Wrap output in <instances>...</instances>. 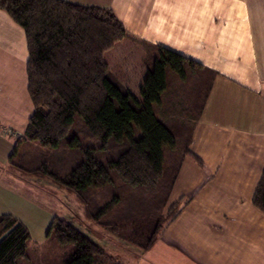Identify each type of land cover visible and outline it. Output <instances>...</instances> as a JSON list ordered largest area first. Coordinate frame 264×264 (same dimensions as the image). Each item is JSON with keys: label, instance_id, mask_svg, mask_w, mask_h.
<instances>
[{"label": "trees", "instance_id": "1", "mask_svg": "<svg viewBox=\"0 0 264 264\" xmlns=\"http://www.w3.org/2000/svg\"><path fill=\"white\" fill-rule=\"evenodd\" d=\"M0 10L25 33L33 105L7 164L63 189L103 228H109L103 221L109 212L114 226L120 223L113 208L134 201L137 212L122 216L131 226L127 240L149 249L177 215L178 203L167 209V202L182 159L188 155L201 163L188 146L218 73L168 48L144 44V75L135 96L119 84L105 57L129 37L110 9L65 0H0ZM170 77L180 88L197 78L189 86L195 87L188 94L195 109L191 123L168 122L172 117L163 102ZM172 95L167 103H182L181 92ZM185 109L190 116L192 110ZM179 125L187 128L184 137ZM152 202L158 213L153 214ZM252 203L264 213V167ZM162 206L166 215L160 214ZM143 222L147 235L137 233ZM29 237L19 219L1 213L0 264H123L61 218H53L42 244L30 245Z\"/></svg>", "mask_w": 264, "mask_h": 264}, {"label": "crops", "instance_id": "2", "mask_svg": "<svg viewBox=\"0 0 264 264\" xmlns=\"http://www.w3.org/2000/svg\"><path fill=\"white\" fill-rule=\"evenodd\" d=\"M65 1L110 9L129 35L119 42L162 46L218 73L188 146L201 163L182 159L167 202V209L178 203L177 215L132 264H264V213L252 203L264 167V0ZM27 60L23 29L0 10V137L21 136L33 112ZM113 76L127 88L128 81ZM6 175L0 182H9ZM26 196L19 203L24 212L57 206L48 191ZM1 213L30 231L14 210Z\"/></svg>", "mask_w": 264, "mask_h": 264}, {"label": "rangeland", "instance_id": "3", "mask_svg": "<svg viewBox=\"0 0 264 264\" xmlns=\"http://www.w3.org/2000/svg\"><path fill=\"white\" fill-rule=\"evenodd\" d=\"M118 43H116L117 46H114L112 50L105 52V57L110 64V71L113 75L118 76L119 79H124V82L128 81L127 83H125V85L129 89V91L138 95L137 80L139 79V76L141 74V67L144 66L142 59L144 58L143 50L145 46L143 44L138 45L137 42L132 43L129 39L127 41ZM133 48H136V51H133ZM129 49L131 50V52H125ZM121 52L123 56H120ZM143 70L144 68L142 69V71ZM196 79L197 78H189L186 83L182 84L184 86L183 88H180L178 86V81H175L174 77H170L168 79V88L167 92L165 93L167 99H164L163 105L166 110H169V114L172 117V120L168 121L170 125L172 123L177 127L179 122H176L175 120H180L181 123H191V116L194 114L192 117H195L194 105L192 103H189L190 98L188 94L191 95V91L194 90L195 87L192 89L191 87L192 85H196ZM190 85L191 87H189ZM175 90L181 92V96L179 97L182 103H167V100L170 99V96L173 97L172 94L173 92H175ZM185 107H189L190 110H192L190 116L189 112H187L189 109L186 110ZM184 118H187L188 121H185ZM179 127L180 133L182 132L184 137L187 128L183 127L182 125H179ZM14 139L0 137V173H7L8 175L6 176L10 177L9 182L5 181L7 179H4L0 182V207L6 206L1 208L0 212H6L11 209L16 212L17 217L22 219L25 218L30 230V245L31 243H42L44 241L45 234L49 228L51 220H53L51 214H56L59 218L70 222V224L77 230L82 232L84 235H86L92 241L102 247L106 255L110 256L112 259H117V261L122 263L124 262L125 264L134 263L133 260L136 259L134 257V254L140 253L142 250L127 240L131 235V226L124 222L125 216H122H133L137 212L136 203L134 201H131L127 205L125 202H123L112 209V211L116 209L115 211L120 220V223L117 226H114L113 224V221H116V219L113 217L114 214L110 216L111 212L106 215L107 217H104L105 219L103 218V221L109 228H103L100 225L92 223L85 217L81 206L72 195L67 194L58 186L51 184L46 178L23 173L17 168H12L7 164L8 156L14 148L17 137H14ZM178 140V145L181 146V144L184 143V140H182L181 136L180 138H178ZM5 164H7L6 167H4ZM12 176H17V179H13ZM47 191L55 195L54 199L51 200V202L57 204V206H53L51 213L49 211L47 212L48 214L39 212L37 209L33 210V208H28L25 212L23 211L22 207L19 204L21 198L26 199V194L28 193L31 195V193H44ZM2 201L5 203H1ZM145 204L148 205V202H146ZM42 206L43 205L38 204L39 209H41ZM151 206V209H153V214L159 212L157 209L158 203L152 202ZM160 214L166 215V207H164L163 209L162 206V208L160 209ZM152 224L153 222L150 223L151 228ZM138 227V234L139 232H141L140 235L148 234L145 233L147 231L146 222H143L142 225H139ZM113 230L116 232H113ZM135 240L139 241L140 239L136 238ZM151 252H153L155 255L153 260L159 261L160 251L157 248H154L151 250Z\"/></svg>", "mask_w": 264, "mask_h": 264}]
</instances>
